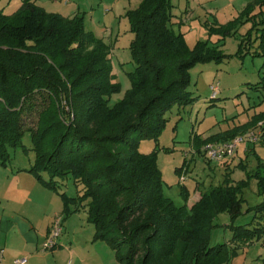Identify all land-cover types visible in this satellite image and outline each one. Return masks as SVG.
Listing matches in <instances>:
<instances>
[{
    "label": "trees",
    "instance_id": "obj_1",
    "mask_svg": "<svg viewBox=\"0 0 264 264\" xmlns=\"http://www.w3.org/2000/svg\"><path fill=\"white\" fill-rule=\"evenodd\" d=\"M172 6L171 0H142L128 10L135 68L128 72L130 88L114 103L121 84L111 47L86 27L84 15L49 12L33 0L12 13L0 8V165L10 163V148L25 147L29 132L34 162L25 170L61 196L64 215L85 209L95 238L112 246L120 264H224L228 246H210L214 220L242 212L252 180L264 192V161L257 156L250 170L238 165L243 179L227 172L192 206L183 185L185 203L178 205L165 192L157 154L139 150L140 139L159 138L168 111L193 100L191 68L227 56L207 41L190 47L172 26ZM249 22L238 53L253 48L264 56V0H253L217 29L236 36ZM261 121L264 111L203 140L195 136L197 151L204 155L205 144L232 140ZM259 140L264 143V133ZM68 178L78 188L74 196L61 188ZM254 209L257 224L234 226L232 241L263 236L264 201Z\"/></svg>",
    "mask_w": 264,
    "mask_h": 264
},
{
    "label": "rangeland",
    "instance_id": "obj_2",
    "mask_svg": "<svg viewBox=\"0 0 264 264\" xmlns=\"http://www.w3.org/2000/svg\"><path fill=\"white\" fill-rule=\"evenodd\" d=\"M21 1L0 0V8L4 7L3 10L10 13L19 7ZM230 1L234 0H200L201 3L195 4L187 0H173L176 5H173L171 9L172 26L176 32L184 33L189 46L194 47L199 41H207L211 46L220 45L227 55L221 61L198 62L192 67L188 90L193 100L188 104H177L167 112L168 121L158 139L142 138L139 140L140 151L145 153L154 151L157 154L158 164L163 172L165 192L178 205L185 203L181 194L184 184L191 190L188 204L192 206L201 198L200 196L196 201L193 197L196 185H199L202 191L207 190L211 184H220L228 177L227 172L230 171H232L230 174L234 181L246 176V171L237 165L228 171L218 170L217 166L220 162L208 161L197 151V147H194L195 136H200L203 140L209 136V133L246 123L254 113L264 110V56L254 55L253 48L251 52L238 53L241 40L239 36L246 31L247 26L239 30L236 36L226 32L222 33L217 29L221 24L234 19L233 15L239 9V3L231 5ZM83 2L81 1L83 6L79 11L77 7L75 11L80 12L77 14L84 15L86 27L90 29V25L96 23L101 25L100 20L105 25L106 18L100 19L97 11L92 12L90 1ZM124 3L125 1L114 7V13L121 15L122 19L112 24L113 33L109 32L110 28L106 30L107 40H104L111 49L113 47L114 53L111 52L113 73L115 80L121 84V91L112 96L111 103L123 98L130 88L131 81L128 72L135 68L130 51L132 32L130 26L126 28L129 22L128 11L121 9ZM199 6L201 8H198ZM98 11L105 13L104 7ZM222 20L225 21L220 24ZM118 29L121 31L120 36L119 39H115ZM103 30L105 28L102 29V33ZM97 36L102 38L103 34ZM217 82H219L221 91L217 98L212 99L211 85ZM23 143L25 147L10 148V164L25 165L30 162L34 152L31 149L32 140L29 132L24 135ZM257 156L263 158L264 161V146L258 147L257 152H253L248 157L249 160H245L247 169L255 167L258 162ZM61 188L71 196L76 195L78 191L77 186L69 178L65 180ZM243 196L246 200L243 202L240 214L232 217L229 212H223L214 220L210 246L222 243L228 246L229 259L224 264H264V234L247 243L232 241L234 226L253 227L257 224L254 208L264 201V192H260L257 179L252 180L250 185L244 189ZM60 215L63 217L62 227L68 225L66 229L73 238L72 242L78 244L81 254L79 258L63 252L59 256L60 261L67 260L70 264L72 260L74 264H120L112 246L105 240L95 238V226L89 222L85 209ZM64 232L58 238L59 242ZM65 248L67 247L63 245L55 249Z\"/></svg>",
    "mask_w": 264,
    "mask_h": 264
},
{
    "label": "crops",
    "instance_id": "obj_3",
    "mask_svg": "<svg viewBox=\"0 0 264 264\" xmlns=\"http://www.w3.org/2000/svg\"><path fill=\"white\" fill-rule=\"evenodd\" d=\"M33 1L49 12L60 13L68 17H73L77 13H80L78 11L83 6L81 1L85 2V0H81L79 2L76 0ZM89 1L92 12L96 13L97 11L99 13L100 19L106 18V21H104L105 25H103V21L100 20L99 23L101 25L98 23L95 25L91 24V28L89 30L94 31L96 35L103 34V40H107L105 38L107 33L106 30L110 28L109 32L113 33L112 24L117 21L119 22L120 19H122L121 15L114 13V7L125 1L121 9H123V11H128L132 8L138 7L142 0ZM171 1L175 6L176 4H174L173 0ZM187 1L191 4H195L197 2L201 3L200 0ZM252 1L253 0L230 1L231 5H234L236 2L239 3V9L233 15L234 18L237 17L240 12ZM22 2L23 0L21 1L19 7L21 6ZM76 7L78 8V11H75ZM101 7H104L105 13L98 11V9ZM2 8L4 9V7ZM188 8L192 9L189 6ZM198 8L201 7L199 6ZM111 11H113V13ZM256 11H259V7H257ZM224 21L222 20V22L219 23H224ZM108 23H110V25ZM129 26L130 24L128 22L126 24V28ZM244 26H247V28H245L247 31L250 28L251 23H246ZM244 26L240 28V31L243 30ZM104 28L105 30H103L102 33V29ZM246 31L242 32L241 36L239 37H242ZM120 32L121 31L118 29L115 39H119ZM111 52L112 54L114 53L113 47ZM257 113L259 112H256L253 115ZM229 128L231 127L226 129ZM226 129H222L221 131ZM211 134L214 133H209V135ZM193 145L194 147L197 146L195 140ZM260 146H264V143L260 140L256 142L241 143L235 156L220 162L217 166V169L228 171L236 167V165L238 166L241 162L245 163V160H249L248 157L250 154L257 152V148ZM33 162L34 155L32 156L30 162L25 165H12L10 163L7 166L0 165V264H70L69 261L67 262V260H64V262L60 261V254L64 252L65 254H72L73 257L77 256L79 258H81V254L78 250V244L72 242L73 238L69 235V231L66 229L68 225L67 227H62V231H65L61 240L62 243L58 241L57 245V247H63L64 245V247L67 248L62 250H46L43 248V243L47 237L52 222L57 215L63 213V200L56 191L46 187L34 176V174L25 170V168H29ZM199 190V185H196L195 193L193 194V197H195L196 201L201 196L202 190ZM67 240L70 243H68ZM17 259H23L24 262L16 263L15 261ZM71 264H74L73 260Z\"/></svg>",
    "mask_w": 264,
    "mask_h": 264
},
{
    "label": "built area",
    "instance_id": "obj_4",
    "mask_svg": "<svg viewBox=\"0 0 264 264\" xmlns=\"http://www.w3.org/2000/svg\"><path fill=\"white\" fill-rule=\"evenodd\" d=\"M212 96L211 98H217L221 89L219 82L211 85ZM264 133V121H261L256 129L247 131L235 137L232 140L224 142H210L203 146L202 150L204 156L208 161L223 162L228 158L234 157L238 147L241 143L256 142L260 139V136ZM63 217L57 215L52 222L47 237L43 243V248L46 250L55 249L58 245V238L62 233ZM16 263L24 262L23 259H17Z\"/></svg>",
    "mask_w": 264,
    "mask_h": 264
}]
</instances>
